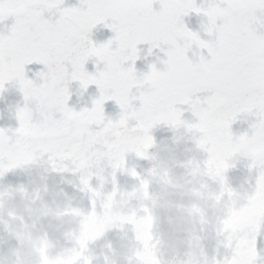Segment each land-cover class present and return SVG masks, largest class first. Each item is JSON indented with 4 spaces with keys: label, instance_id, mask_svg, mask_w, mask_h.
<instances>
[{
    "label": "snow or ice",
    "instance_id": "6c2138e0",
    "mask_svg": "<svg viewBox=\"0 0 264 264\" xmlns=\"http://www.w3.org/2000/svg\"><path fill=\"white\" fill-rule=\"evenodd\" d=\"M64 4L65 0H0V25L7 27L5 22L15 18L10 32H0V92L12 82L24 98L17 111L21 123L18 138L25 152L11 167L47 157L54 168L60 165L57 170L86 171L87 155L90 149L101 147L107 127L119 124L129 133L142 128L151 139L156 126L179 124L197 131L206 163L223 160L225 171L235 149L247 145L246 155L252 161L249 169L258 173L254 184L250 180L249 195L255 197L264 191V27L258 24L264 0H206L207 6L197 0H80V6ZM225 8L231 9L230 14H225ZM46 12L52 16L58 13L59 18L53 22L45 18ZM193 12L207 17L202 28L209 37H215L203 40L211 58L201 57L198 62L190 60L180 46L182 38L200 36L183 21ZM109 19L111 24L107 23ZM73 23L79 25L78 31L69 29ZM100 23L112 29L115 36L97 45L90 34ZM114 43L116 48L112 47ZM143 43L152 45L149 53L153 48L166 51L164 70L152 64L149 72L137 73V45ZM104 52L113 53L117 59L101 69L98 57ZM92 57L96 58L95 73L85 68ZM128 61L132 63L125 67ZM32 63L47 68L36 73L42 83L28 78L25 66ZM194 72L200 73V79L193 80ZM146 77L153 83L150 94L134 93ZM74 81L84 91L91 85L98 87L99 96L93 99L92 107L77 111L69 106ZM34 88L44 93L37 103H32L29 95ZM108 101L120 107L118 119L106 115ZM135 101L140 102L138 107ZM188 111L194 120L184 118ZM241 112L257 117L250 124L251 135L244 132L236 136L232 131ZM93 114L99 117L95 127L83 136L73 133L74 119L85 120ZM133 151L125 146L121 159L126 161ZM135 154L142 155L139 151ZM113 167L119 170L118 164ZM86 214L102 215V210L93 200ZM262 229L264 208L243 232L230 238L225 264H258L257 239Z\"/></svg>",
    "mask_w": 264,
    "mask_h": 264
},
{
    "label": "clouds",
    "instance_id": "9594fccd",
    "mask_svg": "<svg viewBox=\"0 0 264 264\" xmlns=\"http://www.w3.org/2000/svg\"><path fill=\"white\" fill-rule=\"evenodd\" d=\"M224 12L230 14L231 9ZM258 24L264 27V13ZM69 29L78 31L79 25L70 24ZM203 40L200 35L180 41L193 62V58H207ZM116 59L113 53L104 52L98 62L105 67ZM192 78L200 79V73L194 72ZM10 84L17 87L12 82L5 84L0 100ZM152 87L151 77H146L135 89L149 95ZM29 95L37 103L44 93L34 88ZM21 107L8 108V119L15 126H0V161L4 162L0 163V264H86L89 260L93 264L100 257L104 264H225L230 238L243 232L264 208V191L249 195L251 179L234 186L227 175L247 158V145L235 149L225 171L223 160L206 163L197 131L179 124H160L164 127L159 141L153 129L148 139L142 128L129 133L119 124L107 127L101 147L90 149L87 155L86 171L57 170L60 165L54 168L47 157L11 167L25 152L18 138L17 110ZM98 119L95 114L74 119L73 133L83 136ZM125 146L135 150L131 154L142 153L135 157L150 167L143 173L138 170L142 164L129 167V155L126 161L121 159ZM17 169L27 182L5 184L7 175ZM118 173L130 182L121 184ZM64 185L76 194H69ZM85 199L94 200L102 215L86 214ZM110 232L115 233L119 248L113 240L99 244ZM91 245H98L100 251Z\"/></svg>",
    "mask_w": 264,
    "mask_h": 264
},
{
    "label": "rangeland",
    "instance_id": "374dc122",
    "mask_svg": "<svg viewBox=\"0 0 264 264\" xmlns=\"http://www.w3.org/2000/svg\"><path fill=\"white\" fill-rule=\"evenodd\" d=\"M198 4H205L206 5V0H197ZM64 7H71V6H80V0H65V4L63 5ZM155 9L157 11H159L160 5L159 3L155 4ZM45 18H51L52 21L54 22L56 19L59 18V14L57 13L56 16H52L51 13H45ZM183 21L184 23L193 31H197L200 33L201 37L205 40H212L215 37H209L205 31L203 30V28L201 27V22L207 23V17L203 16L202 14H196V13H191L188 16L183 17ZM15 22V20L13 19H9L5 22V24L7 25V27H5V25H0V32H4V33H8L11 30V25ZM113 21L111 19H109L107 21V23L111 24ZM103 28H104V36H105V42H107L109 39L113 38L115 36V32L112 31V29L105 27V24L102 23ZM118 45L117 44H113L112 47L116 48ZM139 51V56L140 59H138L135 62V67L137 69V73L138 74H142V73H147L148 71H150V65L152 64H156L157 69L158 70H164L165 69V64L162 63V61L167 60V55H166V51H161L160 48H153L152 49V55H149V48L152 47V45H149L148 43H143V44H139L137 45ZM161 47L167 49L169 46L168 45H161ZM190 58H192L191 53L188 54ZM205 55L210 59L211 57L208 56L207 50H205ZM194 60H196V62H198V58H193ZM131 61H128L125 64V67H128L131 65ZM39 64L37 63H32L29 65H26V74L28 76V78H30L32 76V74L35 72L36 68L38 67ZM85 68L88 72L90 73H95L96 72V58H92L91 60H89L86 65ZM100 68L103 69L104 66L100 65ZM9 91L15 89L16 87L13 86L12 84H10L9 86ZM133 92H136V89H133ZM207 95V94H206ZM89 108L92 107V101L94 98L99 96V89L96 85H91L89 87ZM137 107L139 106L140 102L139 101H135L134 102ZM183 108V107H182ZM186 108V107H185ZM105 112L106 115L110 118H118L121 114V109L120 107L116 104L115 101H108L105 104ZM189 112H185L184 116L187 115ZM185 118V117H184ZM121 175V174H120ZM27 182L26 178L22 175V171L20 169H17L11 173H9L7 175V177L5 178V180L3 181L5 184H18L21 181ZM96 181H93V184L96 185ZM83 207L86 211H90L91 209V202L89 199H85ZM263 230V229H262ZM260 235L258 236L257 239V248L258 251L260 253V257L261 259L258 261V264H264V232H262ZM107 240H113L114 241V246H116L117 248L120 247L119 242L115 240V233L114 232H110L107 234L106 239L102 240L99 242V244H105L107 242ZM90 247L95 248V250L97 252L100 251V248L98 247V245H91ZM106 250V249H105ZM93 264H104L103 261V257H100L99 260H94Z\"/></svg>",
    "mask_w": 264,
    "mask_h": 264
},
{
    "label": "water",
    "instance_id": "95a60500",
    "mask_svg": "<svg viewBox=\"0 0 264 264\" xmlns=\"http://www.w3.org/2000/svg\"><path fill=\"white\" fill-rule=\"evenodd\" d=\"M90 39L95 42L97 45L100 44L101 40H102V31H101V24H98L91 32L90 34ZM67 68L69 70V72L72 71V65L69 63L67 64ZM47 71V68L41 64V66L39 67L38 71ZM36 72V73H37ZM31 79L35 80L37 83H42L43 81L37 77V75L35 74ZM70 92H71V99L69 100V106L75 108L77 111L83 109L84 107H87V103H86V93L87 90L84 91L80 88L79 82L78 81H74L71 83L70 85ZM4 99L0 100V126H6L9 123H12L14 126L16 125V122L14 120L10 121L8 119V108L9 105H11L13 108H15V106L17 104H19L20 106H23L24 104V100H23V95L22 93L19 91V89H16L15 91L11 92V93H5L4 94ZM256 118V116L254 114H247V113H243L241 114V117L238 118L233 124H232V129L236 128V127H240V126H244L246 124H248L249 122H251L252 120H254ZM252 130H250L248 133L251 135ZM250 159L249 158H245L241 163H246L248 162ZM232 170V169H230ZM229 170V171H230ZM56 175V178L59 179V175L57 174H53ZM68 176L69 179L72 178V174H65ZM63 187L66 188V190L68 191L69 194H76L75 190L67 185H64Z\"/></svg>",
    "mask_w": 264,
    "mask_h": 264
},
{
    "label": "flooded vegetation",
    "instance_id": "af4514ba",
    "mask_svg": "<svg viewBox=\"0 0 264 264\" xmlns=\"http://www.w3.org/2000/svg\"><path fill=\"white\" fill-rule=\"evenodd\" d=\"M202 94H203V95H202ZM198 95H202V96H204L205 93H199ZM185 119H186V118H185ZM131 123L134 124L135 121H131ZM163 127H164V126H162V125H158V126H156L155 128H153V130H152V134L157 138L158 141L162 139V136H163L162 128H163ZM249 127H250V125L247 126V127H245L246 130H247ZM234 132L239 133V132H242V131L236 130V131H233V133H234ZM170 135H171V134L169 133V137H170ZM169 143H171V140H170V139H169ZM181 147H183V145H181ZM202 156H203L204 158H206V155H205V154H202ZM128 160H129V167H132V166H133L134 164H136V163L142 164L143 167L138 169V170L141 171L142 173H143V171H144L146 168L150 167V165H149V163H148L147 161H140V160H138V158L135 157V154H129ZM251 163H252V161H251V162H248L247 164H245V165H243V166H241V167H239V168H237V169H234V170H232V171H230V172L227 173V175H228L229 178H230V182H231L234 186H238L239 183H240L242 180L246 179V178L251 179V181H252L253 184L255 183V177H256V175H257L258 173H257L255 170L250 171V169H249V165H250ZM118 179H119V181H120L121 184H124L126 181L130 182V179H129L128 177H126V176H124V175H122V174L120 175L119 173H118ZM228 254L230 255V252H228Z\"/></svg>",
    "mask_w": 264,
    "mask_h": 264
}]
</instances>
